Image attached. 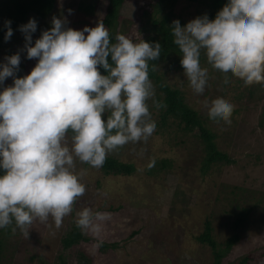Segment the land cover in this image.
<instances>
[{"label":"clouds","instance_id":"clouds-1","mask_svg":"<svg viewBox=\"0 0 264 264\" xmlns=\"http://www.w3.org/2000/svg\"><path fill=\"white\" fill-rule=\"evenodd\" d=\"M11 24L4 21L5 41L13 35ZM37 24L30 18L19 26L23 48L0 62V228L13 225L12 232L24 236L34 220L51 218L48 227L59 229L73 212L86 191V170L77 171V161L100 167L110 152L154 133L148 70L162 48L159 41L119 32L113 41L102 21L76 30L64 16H53L52 26L33 41ZM170 29L195 93L203 96L210 86L202 50L217 73L246 85L264 82V0H229L215 19L204 14L184 26L176 19ZM21 52L37 62L18 76ZM9 77L12 84L5 86ZM206 108L214 123L231 124V102L220 99ZM75 216L78 228L99 237L111 213L83 207Z\"/></svg>","mask_w":264,"mask_h":264},{"label":"rangeland","instance_id":"rangeland-1","mask_svg":"<svg viewBox=\"0 0 264 264\" xmlns=\"http://www.w3.org/2000/svg\"><path fill=\"white\" fill-rule=\"evenodd\" d=\"M82 1L96 5L95 22L106 16L109 0H57L47 19L29 16L27 21L35 18L38 22L33 41L52 26L53 16L66 17L67 26L73 29L87 26L80 22L84 16L79 10ZM156 1L129 3L125 14L132 20L140 18L141 7L151 10ZM68 9L73 10L71 14ZM173 13L172 21L179 19L184 26L196 18L197 3L183 0ZM130 28L127 24L121 31L133 39L144 38L139 34V26ZM144 33L148 35L145 30ZM24 43V34L6 41L0 62L8 54H16ZM36 62L21 52L20 65L25 66L22 76L30 73V66ZM169 63L164 62L158 74L166 83L189 92L188 102L215 134L218 151L230 162L216 164L202 175L205 145L193 133L186 134L176 125L160 134L156 128L146 141L130 142L107 155L133 165L135 171L131 175L108 176L101 167L77 161V171L86 170L81 178L86 191L74 203L73 212L63 218L59 229L48 227L51 218L48 223L34 220L28 229L31 237L18 230L10 236L0 232L4 243L0 264H59V256L66 264H80L81 256L82 264H264V82L246 85L238 78L219 76L211 67L208 94L201 96L189 84L184 88V70L171 71ZM228 80L230 86H226ZM10 84L11 77L6 79L5 86ZM220 99L234 105L231 124L214 123L210 118L206 105ZM150 112L152 119H159L156 109ZM161 161L168 165L162 168ZM83 207L109 212L111 217L104 222L99 237L80 229L89 241L63 253L60 239L72 229L71 224H76L75 213ZM241 213L246 218L236 226ZM207 224L217 244L215 249L198 240ZM235 236L238 239L228 250L227 242ZM34 237L36 241L29 245L27 239ZM217 251L224 256L217 259Z\"/></svg>","mask_w":264,"mask_h":264},{"label":"trees","instance_id":"trees-1","mask_svg":"<svg viewBox=\"0 0 264 264\" xmlns=\"http://www.w3.org/2000/svg\"><path fill=\"white\" fill-rule=\"evenodd\" d=\"M138 1L139 0H109L106 16L102 20H98L96 22L94 21L96 5L93 3L84 4V1H82L79 5V10L83 11L84 16L81 17L80 22H85L87 26H90L96 25L99 21H102L105 24L106 28L109 30L110 38L113 41L116 33H122V28L127 24L131 26L130 30L133 29L134 26H139V34L140 32L143 34V39L145 41H159L161 43L162 48L160 59L149 62L148 75L153 82L155 90V97L150 99L151 107L149 106V109H156L159 113V119H156V128H158L157 132H159V134L161 132H167L166 128L170 125H176V127H178L180 131L186 134L193 133L195 137L202 140L203 144L205 145V154L201 167V173L205 176L216 164H220L222 162L229 163L230 160L225 154L218 151L217 145L215 143V134L206 126L205 121L201 119L197 110H195V108H193L188 102L187 98L189 92L181 87L166 83L158 74V70L164 62H170L168 67L171 71H176L179 69L184 70L180 64L182 53L179 51L178 46L173 43V36L170 29L172 18L175 15L173 11L175 10V7L183 0H157L156 4H152L151 10H147L146 8L141 7L142 12L139 14L140 18L136 16L132 20V17L128 18L125 13L128 10L129 3H135ZM185 1L196 2L198 7L197 16L207 14L210 19H215L217 13L223 12L229 6V0ZM56 2L57 0H0V56L6 51L4 46L6 42L4 39L6 31V29L4 28L5 20L12 21L11 27L13 29V35L9 41L14 40L16 36L23 34L19 31V26L22 24H26L31 14L41 19H47L54 9ZM142 28H145L144 30L148 35L144 33V30L142 31ZM82 29L83 28L78 26L76 30ZM200 63L202 67H208L207 69H209V73L212 74V66L210 65L203 50L201 52ZM154 64L157 66L155 69H153L152 67V65ZM31 66L30 71L34 67L33 65ZM24 67L25 66L23 65L19 66L20 71L17 73L18 76H22L23 69L25 71ZM101 71L103 73V69H101ZM218 74L219 76L224 77L222 73ZM183 83L184 88H186V86L188 85L187 79H185ZM253 85L257 84L254 83ZM250 94L254 95L255 93L253 91H250ZM153 99L159 102L162 106L159 108L154 106ZM171 121L173 122L172 124ZM183 141L184 140H182L181 142ZM160 165L163 168L168 164L165 161H161ZM100 167L102 171H104V173L108 176H120L123 174L128 176L133 174L135 171L133 165L125 164L124 162L109 156L106 157L104 163ZM153 170L156 169L154 168ZM173 204H175V201L173 202ZM245 218L246 214L241 213L235 225L240 226L244 222ZM12 227L13 225H9L6 228H0V232H6V235L10 236V234L13 233ZM71 228L72 229L60 239V245L62 246L63 253L75 246H78V244H81L82 242L89 241L84 237L80 228H78L76 224H71ZM38 237L42 239L43 236L38 235ZM34 238V240L27 239L29 245H32L34 241H36L37 237ZM237 239L238 236H235L228 240V250H230ZM198 240L204 244L212 246L214 249L217 248V244L211 236L210 224H207L205 232L198 237ZM102 246L104 247L105 244H102ZM3 250L4 243L2 240H0V262L4 257ZM223 256L224 255L221 251L216 252L217 259H220ZM80 260V264H82V261H84V257L81 256ZM58 263L66 264L62 260L61 256H59L58 258ZM217 264L221 263L217 262ZM244 264H247V262L244 261Z\"/></svg>","mask_w":264,"mask_h":264}]
</instances>
